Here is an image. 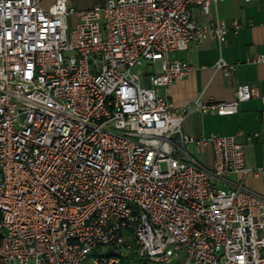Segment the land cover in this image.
<instances>
[{"label": "built area", "instance_id": "built-area-1", "mask_svg": "<svg viewBox=\"0 0 264 264\" xmlns=\"http://www.w3.org/2000/svg\"><path fill=\"white\" fill-rule=\"evenodd\" d=\"M217 1L0 0V264H122L129 253L136 264H264V195L244 183L264 179V165H246L236 135L181 127L190 112L264 105V87L178 108L158 92L191 68L168 54L242 27L193 20L192 7ZM245 61L264 64V52ZM216 67L227 76L234 64ZM189 142L210 144L212 164Z\"/></svg>", "mask_w": 264, "mask_h": 264}, {"label": "crops", "instance_id": "crops-1", "mask_svg": "<svg viewBox=\"0 0 264 264\" xmlns=\"http://www.w3.org/2000/svg\"><path fill=\"white\" fill-rule=\"evenodd\" d=\"M53 0H40L43 6H49ZM104 0H67L77 9L91 7ZM192 17L197 24H208L215 19L227 23L237 20L242 27L236 34L228 33L225 42L219 44L215 39L204 37L188 43L185 50L171 52L169 58L191 65L190 70L181 78L166 87H159L160 95L165 96L175 108L187 104L199 97L202 100H230L235 89L241 84H255L264 87V64L246 62L248 56L264 52V0H219L212 3L207 14L194 6ZM70 21H75L70 16ZM222 58L233 63L229 75H224L216 67ZM159 62L147 67V73L158 71ZM237 112L230 115H217L214 112L201 114L188 113L181 123L182 130L195 138L200 136L236 135L244 144L245 162L249 167L264 165V132L250 141L245 135L252 134L261 125L264 105L257 99L240 102ZM210 144L197 147L194 142L187 144V150L198 162L211 165L213 150ZM244 183L252 190L264 195V179L247 174ZM264 233V232H262ZM161 264H180L173 259Z\"/></svg>", "mask_w": 264, "mask_h": 264}, {"label": "rangeland", "instance_id": "rangeland-1", "mask_svg": "<svg viewBox=\"0 0 264 264\" xmlns=\"http://www.w3.org/2000/svg\"><path fill=\"white\" fill-rule=\"evenodd\" d=\"M139 68H141V65L136 66V67L134 68V70H137V69H139ZM147 70H148V69H147ZM109 250H110V247H107V246H104V247H102V248L97 249V251H98L99 253H101V254H106ZM127 255L130 256V257H129L130 259H129L128 264H136V262H134V261L131 259L132 257H131V255H130V253L127 254ZM88 259H89V261H87L86 264H92V263H91L92 257L89 256ZM144 262H146V264H152V263H150V262H148V261H144Z\"/></svg>", "mask_w": 264, "mask_h": 264}, {"label": "trees", "instance_id": "trees-1", "mask_svg": "<svg viewBox=\"0 0 264 264\" xmlns=\"http://www.w3.org/2000/svg\"><path fill=\"white\" fill-rule=\"evenodd\" d=\"M131 255V254H130ZM130 256L129 255H125V256H123L122 257V259H121V262H122V264H128V262H129V258ZM131 257H132V255H131ZM132 259V258H131Z\"/></svg>", "mask_w": 264, "mask_h": 264}]
</instances>
